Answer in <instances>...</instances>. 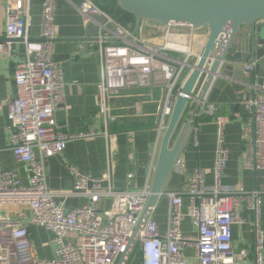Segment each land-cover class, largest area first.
Returning a JSON list of instances; mask_svg holds the SVG:
<instances>
[{"label": "built area", "instance_id": "obj_1", "mask_svg": "<svg viewBox=\"0 0 264 264\" xmlns=\"http://www.w3.org/2000/svg\"><path fill=\"white\" fill-rule=\"evenodd\" d=\"M61 1H42L40 35L31 39L32 0H6V42H0V56H10L13 41H21L26 49L25 61L15 70L14 97L6 103L11 123L9 147L15 160L25 165L29 183L22 185L17 172L3 169L0 161V264L118 263L149 201L152 184L147 183L141 190L115 189L110 141L113 136L108 127L118 121L116 111L123 107H117L113 101L126 92L153 88L161 91L155 116L157 145L181 97L188 101L185 115L195 144H199L198 133L205 117L217 127V141L214 185L208 187L205 171L197 168L187 179L186 191L167 193L170 206L165 235H161L159 224L153 218L156 207L152 209L137 242L142 264H264L261 224L264 191L223 186L231 152L226 144L227 120L220 107L211 104L208 98H198L206 75L203 74L191 95L182 91L209 38L203 39L199 33L205 30L195 29L191 24L169 23L163 27L145 24L141 30L157 29L161 35L133 36L134 22L132 26L125 25L97 1L81 0L77 9L85 24L97 29L93 43L89 47L80 45V50L100 57L98 104L106 125L105 137L110 141L109 160L100 178L72 168L75 184L70 192L48 187L45 160L61 155L69 141L96 136L59 132L55 121V114L63 107L66 97L61 61L53 58L54 43L58 40L56 16ZM97 18H102L104 23ZM224 39L220 36L217 40L211 63L221 51ZM258 64L254 61L244 65L243 76L251 77ZM248 86L249 90L239 97L243 109L241 140L248 149L243 167L260 173L264 171V86ZM2 105L0 100V108ZM186 170V163L179 156L173 171L185 174ZM127 177L131 181L134 174L129 173ZM71 196H86L90 202L67 209L65 200ZM185 196L190 202L187 214L183 213ZM107 199H111V207L102 209L100 203ZM8 209L11 215L5 214ZM12 211L17 217L12 216ZM25 211H30V223L53 233L54 259L39 260L35 256ZM246 213L251 215L250 220ZM185 218L191 219L195 235L182 233ZM247 223L254 235L252 249L236 251L233 227ZM188 248L193 249L191 256L186 255Z\"/></svg>", "mask_w": 264, "mask_h": 264}, {"label": "crops", "instance_id": "obj_2", "mask_svg": "<svg viewBox=\"0 0 264 264\" xmlns=\"http://www.w3.org/2000/svg\"><path fill=\"white\" fill-rule=\"evenodd\" d=\"M42 1L32 0V25L29 31L31 39H37L40 35ZM80 2L81 0H62L56 16L58 40L54 43L53 58L61 61L66 97L63 107L55 114V121L59 132L74 136L94 133L96 136L69 141L61 155L46 159L47 184L53 191H72L75 184L72 168L86 176L100 178L107 169V147L111 141L115 189L141 190L147 183L152 184L159 155L161 143L157 145L155 116L161 91L159 88L139 89L126 92L122 98L113 101L114 105L123 108L116 111L119 119L108 127L113 137L112 140H107L105 121L100 116L98 104L101 61L98 55L80 50V45L89 47L95 35L94 28L85 24L77 9ZM5 11L6 0H0L1 43L6 42ZM199 34L203 39L209 36L206 30ZM11 46L10 56H0V100L3 101L0 108V161L3 169L16 171L22 185L27 186L29 180L26 167L17 162L10 151L11 123L6 106L14 97V74L17 66L26 59V49L21 41H13ZM231 73L230 77L217 78L208 95V101L220 107L221 114L227 120L226 144L231 152L222 184L228 189L264 191V171L258 173L243 167L248 149L241 140L243 109L239 105V97L249 90L248 85L253 83V76L244 77V83H241L237 80V74ZM257 78H264L263 69ZM133 93L135 95L129 97ZM203 122L205 123L198 133L199 144H195L193 134L189 132L179 155L186 163L185 174L172 171L164 194L156 203L153 218L159 224L161 235H165L168 230L170 201L167 193L186 191L187 179L197 168L205 171L206 185H214L217 127L206 117ZM129 173L134 174L131 181L127 177ZM183 199V213L187 214L190 202L186 196ZM89 202L90 199L86 196H71L65 200L67 209L80 208ZM111 204V199L102 200L100 207L109 209ZM9 211L11 210L8 209L5 214L9 215ZM14 211L12 216L17 217ZM25 213V224L35 256L39 260L54 259L53 233L30 223V211ZM246 217L251 219L249 213H246ZM261 224L264 231V196ZM182 233L190 236L196 234L190 218L184 219ZM253 241L250 224L233 227L236 251L252 249ZM192 254L193 249L188 248L186 255ZM128 264H142L139 248L133 252Z\"/></svg>", "mask_w": 264, "mask_h": 264}, {"label": "water", "instance_id": "obj_3", "mask_svg": "<svg viewBox=\"0 0 264 264\" xmlns=\"http://www.w3.org/2000/svg\"><path fill=\"white\" fill-rule=\"evenodd\" d=\"M103 1V0H92ZM134 20L133 36L141 33L145 38H155L161 31L141 30L145 24L163 27L169 23H188L195 29L207 30L209 38L201 59L187 79L183 93L191 95L203 74L205 80L198 98L205 100L217 78L237 74V80L244 83L243 66L258 61L252 72L253 85L264 86V78H257L264 70V0H111ZM104 23L102 18L96 19ZM94 28V34L96 28ZM220 36L223 46L211 63V57ZM211 64L209 69L206 66ZM188 101L179 98L174 106L168 128L162 137L157 164L154 172L151 196L139 219L126 251L117 264H128L143 226L156 206L172 174L175 161L188 138L190 123L185 119Z\"/></svg>", "mask_w": 264, "mask_h": 264}, {"label": "trees", "instance_id": "obj_4", "mask_svg": "<svg viewBox=\"0 0 264 264\" xmlns=\"http://www.w3.org/2000/svg\"><path fill=\"white\" fill-rule=\"evenodd\" d=\"M109 0H103V1H97V4H99L104 10L108 11L117 21L125 24V25H133V17L131 15H128L127 13L122 12L114 3V1H111L112 3H106Z\"/></svg>", "mask_w": 264, "mask_h": 264}, {"label": "rangeland", "instance_id": "obj_5", "mask_svg": "<svg viewBox=\"0 0 264 264\" xmlns=\"http://www.w3.org/2000/svg\"><path fill=\"white\" fill-rule=\"evenodd\" d=\"M107 3L111 4L112 2L109 0Z\"/></svg>", "mask_w": 264, "mask_h": 264}]
</instances>
